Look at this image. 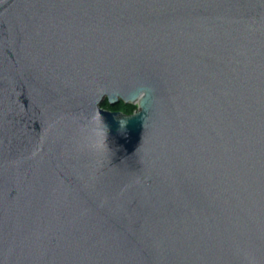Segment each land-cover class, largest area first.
Instances as JSON below:
<instances>
[{
    "label": "water",
    "instance_id": "1",
    "mask_svg": "<svg viewBox=\"0 0 264 264\" xmlns=\"http://www.w3.org/2000/svg\"><path fill=\"white\" fill-rule=\"evenodd\" d=\"M0 264H264V0H0Z\"/></svg>",
    "mask_w": 264,
    "mask_h": 264
},
{
    "label": "flooded vegetation",
    "instance_id": "2",
    "mask_svg": "<svg viewBox=\"0 0 264 264\" xmlns=\"http://www.w3.org/2000/svg\"><path fill=\"white\" fill-rule=\"evenodd\" d=\"M122 104H124V103H123V102H119V103L113 105L112 107L108 106V104H107V107H105V108L110 109V110L121 111V112H124V113H131V112H132V111H130V112L125 111V110L121 107ZM131 104H134V105L136 106L135 103H131ZM136 107H137V106H136ZM134 110H135V109H134ZM134 110H133V111H134Z\"/></svg>",
    "mask_w": 264,
    "mask_h": 264
},
{
    "label": "trees",
    "instance_id": "3",
    "mask_svg": "<svg viewBox=\"0 0 264 264\" xmlns=\"http://www.w3.org/2000/svg\"><path fill=\"white\" fill-rule=\"evenodd\" d=\"M103 107H107V103H103ZM121 107L127 111V112H130V111H133L134 108L136 107L134 104H131V103H124L121 105Z\"/></svg>",
    "mask_w": 264,
    "mask_h": 264
},
{
    "label": "rangeland",
    "instance_id": "4",
    "mask_svg": "<svg viewBox=\"0 0 264 264\" xmlns=\"http://www.w3.org/2000/svg\"><path fill=\"white\" fill-rule=\"evenodd\" d=\"M134 109H136V107Z\"/></svg>",
    "mask_w": 264,
    "mask_h": 264
}]
</instances>
